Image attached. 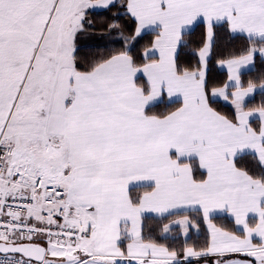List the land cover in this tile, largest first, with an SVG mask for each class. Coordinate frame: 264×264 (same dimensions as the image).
Segmentation results:
<instances>
[{
    "label": "snow or ice",
    "instance_id": "6c2138e0",
    "mask_svg": "<svg viewBox=\"0 0 264 264\" xmlns=\"http://www.w3.org/2000/svg\"><path fill=\"white\" fill-rule=\"evenodd\" d=\"M0 264H264V0H0Z\"/></svg>",
    "mask_w": 264,
    "mask_h": 264
}]
</instances>
